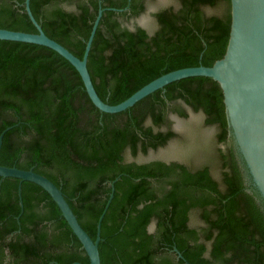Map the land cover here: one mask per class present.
Listing matches in <instances>:
<instances>
[{"label": "trees", "instance_id": "obj_1", "mask_svg": "<svg viewBox=\"0 0 264 264\" xmlns=\"http://www.w3.org/2000/svg\"><path fill=\"white\" fill-rule=\"evenodd\" d=\"M149 1L29 0V6L44 32L79 57L103 8L87 67L98 95L115 104L162 73L211 65L225 51L229 0H174L152 13V31L129 26ZM0 27L37 31L25 0H0ZM183 104L216 127L218 144H230L218 147V177L208 164L134 159L179 137L170 115L187 116ZM7 126L0 164L32 166L60 186L93 239L112 192L100 221L101 264H264V201L245 184L213 78L185 76L107 112L91 102L79 72L57 51L0 39V132ZM19 181L0 180V264H89L51 195Z\"/></svg>", "mask_w": 264, "mask_h": 264}, {"label": "water", "instance_id": "obj_2", "mask_svg": "<svg viewBox=\"0 0 264 264\" xmlns=\"http://www.w3.org/2000/svg\"><path fill=\"white\" fill-rule=\"evenodd\" d=\"M229 4L228 39L221 57L215 59L211 65L184 66L162 73L115 104L106 102L98 95L87 67L88 51L103 8L98 9L85 42L82 57L77 56L44 32L30 9L29 0H25V10L36 26L37 31L0 27V39L43 44L57 51L69 60L79 72L91 102L100 110L107 112L124 110L155 89L185 76L206 75L213 78L218 82L222 91L228 126L227 138L233 142L238 162L245 170V182L254 186L264 201V0H229ZM8 128L9 126L0 132V147L2 136ZM31 167L26 169L17 167L14 164H0V176L1 178L13 176L19 178L20 181L29 180L42 186L56 202L61 214L80 240L88 255L89 264H101L98 249L100 221L112 197V192H110L103 211L99 215L96 224V237L93 239L78 221L60 186ZM110 184L113 186V181ZM247 190L250 191V188ZM18 194L22 210L20 185L18 186ZM14 217H17L18 222V216ZM16 232L21 231L19 228L13 230L5 236V239L8 240ZM173 250L178 256H182L175 246ZM71 264L81 263L74 261Z\"/></svg>", "mask_w": 264, "mask_h": 264}, {"label": "rangeland", "instance_id": "obj_3", "mask_svg": "<svg viewBox=\"0 0 264 264\" xmlns=\"http://www.w3.org/2000/svg\"><path fill=\"white\" fill-rule=\"evenodd\" d=\"M174 0H151L147 3L146 9L140 15L127 21L129 26L137 23L144 26L148 31L155 28V20L152 13L159 7L167 5ZM70 7L69 4L66 5ZM212 9L207 8V11ZM188 115L180 116L171 112V127L179 133V137L170 141L157 149H149L147 153H139L134 159L137 161H147L151 159H176L188 164L203 165L208 164L212 173L219 176L218 147L226 148L228 143L218 144L215 139L216 127L203 123L201 111H194L183 104ZM131 159V156H128ZM195 221V217L192 218Z\"/></svg>", "mask_w": 264, "mask_h": 264}, {"label": "flooded vegetation", "instance_id": "obj_4", "mask_svg": "<svg viewBox=\"0 0 264 264\" xmlns=\"http://www.w3.org/2000/svg\"><path fill=\"white\" fill-rule=\"evenodd\" d=\"M227 139H228V138H227ZM244 181H245V178H244ZM245 184H247V185H248V184H250V183H247V182H245Z\"/></svg>", "mask_w": 264, "mask_h": 264}]
</instances>
